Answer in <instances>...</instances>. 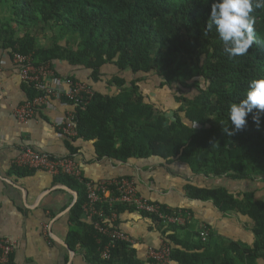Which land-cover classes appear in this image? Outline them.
I'll return each instance as SVG.
<instances>
[{"label":"trees","instance_id":"16d2710c","mask_svg":"<svg viewBox=\"0 0 264 264\" xmlns=\"http://www.w3.org/2000/svg\"><path fill=\"white\" fill-rule=\"evenodd\" d=\"M211 3L0 0V12L6 15L2 27L9 35V49L30 55L35 65L54 66L63 61L89 72L88 80L69 76L94 90L89 99L74 107L77 136L65 135L71 153L78 149L74 146L77 141L85 140L92 141L98 158L123 162L149 156L167 162L181 159L194 175L214 179L212 186L187 184L189 198L209 201L223 213L235 211L251 221L259 219L264 231V112L254 110L238 131L228 120L230 104L243 97L250 81L264 78V7L252 13L253 47L245 56L230 58L215 29L205 32ZM13 23L24 28L22 34ZM38 25L57 28L50 44L37 43L36 33L31 31ZM152 71L161 77V86L176 83L180 89H189L176 97L179 106L171 116L149 102L141 89ZM103 82L108 93L93 88ZM26 92L28 100L40 93L29 83ZM253 115L259 117V123ZM226 126L233 135L223 131ZM13 170L22 176L32 171L23 167ZM55 178L77 192L69 213V246L81 245L85 257L99 264H132V249L126 242L101 236L92 222L84 219V186L70 176ZM218 179L222 183H215ZM157 205L166 213L177 210ZM122 207L126 205L118 204L113 210ZM104 209L110 213L106 206ZM145 215L170 244V258L178 264H264V239L224 241L210 234L202 241L188 222L166 223L156 215ZM108 243L113 245L111 257L103 260L100 251ZM150 262L157 264L153 259Z\"/></svg>","mask_w":264,"mask_h":264},{"label":"crops","instance_id":"0c3cea01","mask_svg":"<svg viewBox=\"0 0 264 264\" xmlns=\"http://www.w3.org/2000/svg\"><path fill=\"white\" fill-rule=\"evenodd\" d=\"M2 21L0 16V237H8L17 244L6 264H99L85 257L84 247L78 244L72 249L67 242L69 213L77 192L45 171L32 170L25 176L14 172L12 161L25 146L55 156L73 155L89 180L134 179L139 194L153 204L188 210L191 218L186 223L192 232L200 234L205 229L209 236L213 234L224 241L250 243L254 238L264 239L259 219L251 221L235 211L223 213L209 201L189 198L187 184L212 186L214 179L194 175L181 159L167 162L149 156L131 157L123 162L98 158L92 141L85 140L77 141L74 146L78 149L71 153L60 129V124L75 109L68 101L52 98L32 118L18 120L15 110L28 100V95L26 83L7 47L9 35L3 33ZM54 67L59 76L75 74L88 80L87 70L75 69L67 62L57 61ZM93 88L102 93L110 91L104 82ZM114 218V225L136 241L130 247L132 264H151L149 250L167 242L155 222L129 206L115 210ZM169 264L178 263L171 260Z\"/></svg>","mask_w":264,"mask_h":264},{"label":"built area","instance_id":"2783aa9c","mask_svg":"<svg viewBox=\"0 0 264 264\" xmlns=\"http://www.w3.org/2000/svg\"><path fill=\"white\" fill-rule=\"evenodd\" d=\"M11 56L12 61L18 67L21 79L40 91L32 99L16 108L14 114L20 121L32 118L36 110L48 104L52 98L56 101L67 98L75 107L80 102L89 99L94 91L86 82L74 80L69 76L57 75L55 67L50 64H33L30 55L23 54L16 49L11 50ZM60 129L67 136H77L73 112L60 124ZM12 164L15 167L45 171L53 176L66 175L77 180L84 186L86 193V201L82 206L84 217L92 222L101 236L124 241L129 247L135 245L136 241L114 225L115 210L113 208L118 204L132 207L144 214L156 215L166 223L183 225L191 218V213L186 209H178L170 213L163 212L157 204H153L139 194L136 182L132 178L119 177L97 181L86 179L82 173L81 164L73 155L55 156L25 146L14 158ZM104 206L107 207L109 214L105 212ZM46 230L47 226L44 225V231ZM208 236L207 230L202 229L200 232L202 241H205ZM100 240L99 237L98 241ZM16 245L15 240L0 237V264L9 262ZM112 246L111 243L103 246L100 251L101 259L108 260L111 257ZM170 253V244L164 242L160 248L150 249L148 255L157 264H169Z\"/></svg>","mask_w":264,"mask_h":264},{"label":"clouds","instance_id":"9594fccd","mask_svg":"<svg viewBox=\"0 0 264 264\" xmlns=\"http://www.w3.org/2000/svg\"><path fill=\"white\" fill-rule=\"evenodd\" d=\"M262 7L264 0H212L205 32L215 29L223 51L230 58L245 56L254 45L255 17L252 13ZM254 110L264 112V78L250 81L243 97L230 104L228 120L236 131L241 130L246 125V117ZM252 118L259 123L257 115ZM223 131L229 136L234 134L228 126L223 127Z\"/></svg>","mask_w":264,"mask_h":264},{"label":"rangeland","instance_id":"374dc122","mask_svg":"<svg viewBox=\"0 0 264 264\" xmlns=\"http://www.w3.org/2000/svg\"><path fill=\"white\" fill-rule=\"evenodd\" d=\"M0 16L3 19L6 17V15L3 14L2 12H0ZM2 23H4V21L1 22V28L3 30V33L8 35V33H6L4 28L2 27ZM40 25H38L37 28L35 27V30L32 29L33 31L31 32L36 33V39H37L38 44L40 45L50 44L51 36H54V34H58V31H56L57 28H53L52 30L42 29ZM13 27L20 34H22V32L24 31V28L21 27L17 23H13ZM260 42L263 43V40L261 38H260ZM61 43L65 44V40H62ZM147 74H148L147 78L149 79L140 84L141 89L143 90V93L146 96V99L152 104H154L156 108L161 109L163 111L165 110L166 115L171 116L172 111L179 106V104H176V101H175L176 97L179 96L182 92H186V91L189 92V89H186V88L180 89V87L176 83H172L171 85L166 84L164 86H161V81H162L161 77H159L153 71ZM200 82L202 83V79ZM217 182L220 183L221 181L219 179L215 180V183ZM261 185L264 187V181H262ZM232 189L235 190L236 185L232 186Z\"/></svg>","mask_w":264,"mask_h":264},{"label":"water","instance_id":"95a60500","mask_svg":"<svg viewBox=\"0 0 264 264\" xmlns=\"http://www.w3.org/2000/svg\"><path fill=\"white\" fill-rule=\"evenodd\" d=\"M75 194H76V193H75ZM76 199H77V196H76L75 199H74V203H75Z\"/></svg>","mask_w":264,"mask_h":264}]
</instances>
